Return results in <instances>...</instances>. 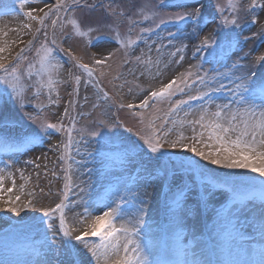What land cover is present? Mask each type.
<instances>
[{"label": "rangeland", "instance_id": "1", "mask_svg": "<svg viewBox=\"0 0 264 264\" xmlns=\"http://www.w3.org/2000/svg\"><path fill=\"white\" fill-rule=\"evenodd\" d=\"M93 1L95 0H79V5L70 8L67 14L60 13L62 20L58 21L55 29L57 40L55 58L63 65V68L60 69L58 76L62 82L58 83L56 89L51 93V100L57 101L56 103H50L47 89L42 90L38 98L33 95L35 89L32 85L38 79L35 75L31 79L24 77L23 83L28 87L25 94L26 106L23 109H18L7 95L2 94L5 86L0 84V170H2L0 174L5 177V189L12 186L13 180H15L16 186L13 193L5 192L3 195L7 199L8 195L17 194L20 186L24 185L22 199L28 198L27 193L29 191H34L36 203L35 208H28L17 214L8 210L7 205L0 201V212L3 214V216L0 215V264H35L32 256L21 253L28 256L21 258L18 256L20 252L34 254L42 252V255L45 254L48 257L46 259L48 264H67L68 258L63 254V251L60 255H56L50 247L53 233L48 230L47 222L45 219L39 221V217L42 215L39 210L41 206H54L64 193L65 162L59 157L62 152L60 145L66 140V135L51 131L50 134L45 135L41 132L42 141L34 142L35 139L28 137L21 142L22 137L28 133L40 131V120L46 119L50 123L62 122L65 123V126H70L69 117L64 116L65 109H68L69 116L75 117L77 129L84 130L82 137L81 134L74 133L76 142L71 149V159L67 161L71 165L73 181L71 190L68 192L70 202L68 201L67 216L70 222L72 221L69 217L70 213L76 212L78 214L81 212L80 215L84 214L82 212L87 209L88 206L86 205L92 197H98L103 203L102 210H98L101 204L98 207L94 204L90 205L88 211L95 214H102L103 211L108 210L109 206L114 207L118 203L122 205L123 214L121 219L116 221L117 224L123 221L125 215H130L149 204L152 213L142 215L144 224L137 237L141 247L148 237H152L155 246H157L158 227L165 222L169 232L168 238L170 237L166 250L169 255L182 264L187 263L178 248H183L185 245L193 248L198 242L203 248L204 264H207V254L202 237L204 234L212 237L217 246L215 248L217 249V256L219 253V256L222 255V249L226 248L229 242L234 245L237 240L246 243L255 257L258 258L257 264H262L264 262V236L261 232H252L251 228H254L256 224L253 223L252 226L250 225L251 228H248L243 221L239 220L246 219V217L238 214L237 210L240 206L231 205L228 199L230 189L234 188L238 193H241L250 186H264V176L246 169H225L212 165L201 160L194 153L182 149H166L165 158L157 160L156 156L148 151L143 140L140 139V135L148 131L147 124L149 121H155L154 127L156 128L163 123L162 119L158 117H163L168 111L169 101L154 102V108L150 107L147 110L119 109L118 105L111 101L107 103L97 101L94 95L95 90L91 86L85 87L83 83H81L79 94L75 95L73 92L74 83L69 73H80L72 66L70 57L65 52L60 51V46L62 44L65 49L70 48L75 56L82 57L84 63L91 64L92 54L97 52L100 47L115 49L118 45L105 42L97 47L89 48L87 46L88 38L75 36L71 24L67 21L70 18H76L81 22L82 30H86L87 26H95L100 22L112 23V18L106 17L103 7L111 6L118 12L123 10L125 15L118 18L121 34H124L128 29L127 17H132L137 21L132 33L133 37L140 32L141 28L151 27L153 31L143 33L147 45L141 41L130 57L126 58L122 52H118L109 62L112 65L111 68L97 69V76L101 71L105 73L101 86L110 96H116L119 99L117 92H120L125 101L139 104L150 88L158 87L161 83H167L180 73L185 72L191 65H200V75L207 73L209 77L214 76L216 78L215 82L211 84L212 87H218L220 84L225 85L222 95L219 98L213 97L217 103H223L227 102L230 97L229 90L234 86L233 81L237 76L255 73L256 78H259L261 74H264V61L257 60V57L264 55V49H262L264 45V8L257 7L249 10L248 6L251 4V0H239L238 22L241 27L238 29H220L217 27L220 23V15L216 13L215 9L217 5L224 6V16L231 19L232 13L226 7L227 0H182L176 7H171V5L180 0H116L115 2L102 0L103 3L95 8L92 7ZM21 3L22 0H0V10L17 9V11L0 13V46L5 45V43L10 45L9 50L0 53V56L7 57L5 63H12L16 53L21 48H25L29 40H33L31 49L25 48L24 55L27 60L20 64V71L23 76L27 64L36 59V49L45 39L43 32L47 31L49 41L53 38L54 30L51 21L55 20L56 16L53 15L49 20H46L45 27L40 32H36V28L39 27L37 22H31L32 28L30 30L25 29L22 25L29 23V21L23 15L24 11L43 7L44 3H55V0H28L24 9H21ZM69 3L71 4V0ZM258 3L264 4V0H258ZM141 8L147 14L152 15L153 19L143 20L138 14V10ZM195 8L201 10V25L197 29L200 38L213 33L214 29L216 30L214 36L218 41H226V38L238 33L239 46L229 49L227 42H225L223 50L214 47L194 53L193 45L199 43V40L191 35L194 27L191 22L185 23L182 27L179 25L172 28L162 25L159 28L155 27V23L161 19L168 21L169 17L175 13L192 11ZM253 16L257 21L255 24L251 23ZM61 23L64 24L63 30L60 27ZM178 27L183 30L184 34H177L175 37L169 36L170 32L177 33ZM101 32L111 35L107 28H102ZM99 34L93 32L90 35L94 39ZM184 36L189 39L185 41ZM246 37L247 39H245ZM182 44L188 45L183 53H177L174 56L169 55L174 53L176 48ZM148 46L152 48L151 53L148 54L153 60L157 57L161 60L159 67L162 75L155 79L151 78V75L156 72L155 67L152 68L150 74L145 70L144 65L137 64L134 59L136 55H140L141 50L147 53ZM158 47L160 48L159 53L156 51ZM216 54L220 58L215 61L213 56ZM180 55L184 56L183 61L179 60ZM205 57L209 59L207 62L202 60ZM234 63L242 65V67L233 68ZM192 70L193 72L197 71L196 68ZM117 74H120V78L113 79ZM129 88L132 89L131 93L128 91ZM57 92L59 93L58 96ZM188 94L187 90L184 94H177L171 102L175 103L178 99H187ZM191 94L194 95L195 91ZM70 101L74 102V108L70 105ZM255 102L261 103L260 100ZM201 103L203 102H190L184 107L185 110L189 108L196 110ZM38 104L44 106L43 111L37 109L36 105ZM94 104L100 106L93 107ZM136 113H140L144 117L143 123H141L140 115H136ZM26 114L36 116L37 122L33 123L27 119ZM179 116L182 118L184 112L181 111ZM101 119L109 122H116L119 119L118 124L120 126L112 129H101L104 133L101 137L88 135V132L97 128V122ZM5 120H9L11 123L6 126L3 122ZM129 128L131 131L127 130ZM185 134L189 135L190 132L186 130ZM25 143L27 150L21 153L13 154L15 152L9 150L12 146ZM127 149L132 150L133 153L125 151ZM5 153L9 155L5 156ZM175 154L197 162L198 166H202L203 174L196 169L190 172L179 168L174 169L173 164H178V162L174 161L171 156ZM173 172L182 176L186 181L189 179L194 181L198 191L210 193L205 197L206 203H201L194 211H189L188 209L192 208L197 200L196 192H193L189 196L185 209H177L172 204L171 198L165 195L168 192V183L172 181ZM152 182L154 192L150 194L141 193V189L149 186ZM223 185H228L229 188H225ZM40 189L44 191L41 192ZM261 195L262 191H258L256 195L252 196L251 201L256 202L258 208L264 213V201H262ZM169 216H179L181 220L176 223L170 221ZM190 216L192 217L191 221H195V224H192L194 226L191 227L188 218ZM188 222L190 223L188 224ZM154 228L156 229L153 232ZM190 228L197 230L194 235H198L199 238L193 239L192 235L188 234ZM242 231L249 233L241 235L249 236L248 241L237 236ZM190 238L194 240V245H192ZM55 239L59 242V234L55 236ZM18 241H20L19 245L22 248L17 246ZM170 241L176 242L177 248L171 246ZM77 253L81 264H95L86 250L78 248ZM160 254V252L153 253L149 257V263L151 264L152 261L154 263L155 258ZM221 258L224 260V257ZM229 264L239 263L229 262Z\"/></svg>", "mask_w": 264, "mask_h": 264}, {"label": "snow or ice", "instance_id": "2", "mask_svg": "<svg viewBox=\"0 0 264 264\" xmlns=\"http://www.w3.org/2000/svg\"><path fill=\"white\" fill-rule=\"evenodd\" d=\"M27 3L28 0H22L21 9H24ZM78 5L79 0H71V4L69 0H55V3H44L43 7L31 8L23 12L29 23L23 24L22 27L30 30L32 28L31 22H37L39 27L36 28V32H40L45 27V21L49 20L53 15L56 16V19L51 21L54 30L53 38L49 41L47 39V31L43 32L45 39L40 44V47L36 49V59L27 64L23 76L21 75L20 64L22 61L27 60L24 55L25 48L30 50L33 40H29L25 48H21L16 53L12 63H5L4 61L7 57L0 56V84L5 86L2 94L7 95L18 109H23L26 106L25 94L28 86L23 83L24 77L31 79L34 75L38 79L32 85L35 89L33 95L38 98L42 90L47 89L50 103L57 102L51 100V93L56 89V85L62 82L58 79V76L63 65L55 58V46L57 45L55 29L58 21L62 20L60 13L64 12L67 14L70 8ZM92 7H95V5H92ZM226 7L232 13V18L229 19L224 16V6L217 5L215 11L220 15V23L217 27L220 29L240 28L241 25L238 22L239 0H227ZM257 7L264 8V4L258 3V0H251V4L248 6L249 10ZM138 14L143 20L153 19V16L147 14L143 8L138 10ZM105 15L112 18V23L100 22L95 26H87L86 30H82V24L76 18H70L67 21V23L71 24L75 36L88 38L87 46L89 48L97 47L105 42L118 45L115 49L100 47L97 52L92 54L91 64H89L84 63L82 57L75 56L70 48L65 49L61 44L60 51L65 52L70 57L72 66L80 73H69L74 83V94H79L81 83H83L85 87L91 86L95 90L94 95L97 101H103L104 103L111 101L113 104L118 105L119 109L129 110L135 108L147 110L150 107L154 108V102L168 100L170 105L168 111L163 117H158L162 119L163 123L156 128L154 127L155 121H149L147 124L148 131L140 135V139L143 140L148 151L154 154L157 160L165 158L166 149H182L194 153L195 156L212 165L225 169H246L252 173L264 176V74H261L259 78H256L255 73L237 76L235 81H233L234 86L229 90L230 97L227 102L223 103H217L212 93L221 92L225 85L220 84L218 87H212L211 84L215 82L216 78L214 76L209 77L207 73L200 75V65H191L189 69L167 83H161L158 87L150 88L139 104L125 101L123 94L120 92H117L119 97L117 99L116 96H110L104 87L101 86L105 73L101 71L99 76H97V69L111 68L112 65L109 62L118 52H122L123 56L127 58L131 56V53L141 41L147 45L143 33L152 32L153 28H141L140 32L133 37L132 33L135 30L137 21L132 17H127L128 29L124 34H121L118 18L125 15L123 10L118 12L111 6H105ZM186 21H190L193 24L191 35L199 40V43L193 45L194 53L213 49L214 47H219L223 50L225 42H227L229 49L239 46L238 33L226 38V41H218L214 36L216 31L214 29L213 33L200 38L199 31H197L201 25L200 8L175 13L169 17L168 21L161 19L158 23H155V27L159 28L160 25L167 22L180 25ZM256 22V18L253 16L251 23L255 24ZM60 27L63 30L64 24L61 23ZM102 28H107L111 35L101 32ZM93 32L100 34L93 39L90 35ZM177 34H184L179 27L177 28V33L170 32L169 36L175 37ZM187 47V44H182L176 48L174 53L169 55L174 56L177 53H183ZM9 48L10 45L5 43V45L0 46V53H5ZM151 51V46H148L147 53L141 50L140 55H136L134 59L137 64L144 65L145 70L150 74L152 68L155 67L156 72L151 75V78L155 79L162 75L159 67L161 60L159 57L153 60L151 55L148 54ZM156 51L159 53L160 48L158 47ZM179 60L183 61L184 56L180 55ZM257 60L264 61V55L257 57ZM165 67H167V64H165ZM237 67H242V65L234 63L233 68ZM193 68H196L197 71L193 72ZM119 78L120 74L113 77V79ZM141 90L143 91V89ZM186 90L189 93L187 99H178L175 103L171 102L174 96L184 94ZM128 91L131 93L132 89L129 88ZM193 91H195L194 95L191 94ZM58 95L59 93L57 92ZM85 100H87V97H85ZM256 100H260L261 103L257 104ZM191 101H202L203 103L196 110L191 108L185 110L184 106L189 105ZM70 105L73 108L75 107L73 101H70ZM99 106V104L93 105V107ZM36 107L43 111L44 106L38 104ZM181 111L184 112L182 118L179 116ZM26 115L27 119L33 123L37 122L36 116ZM136 115H140L141 123H143L144 117L140 113H136ZM64 116L69 117L70 126H65L62 122L50 123L46 119L40 120V131L28 133L21 139V142L28 137L42 141L43 137L40 133L43 132L48 135L50 131L66 135V140L60 145L62 152L59 157L65 162L64 193L54 206H41L39 209L47 222L48 230L53 233V240L50 242L52 251L56 255H60L63 251V254L68 258L67 264H81L77 253L78 248L86 250L90 254L91 259L95 261V264H149L140 241L137 239L144 224L142 215L135 217L134 220L122 221L117 224L116 221L121 219L123 214V207L118 203L114 207L109 206L108 210L103 211L102 214H95L85 209L84 214H78L73 217L71 222L69 221L67 216L69 206L66 202L73 181L71 165L67 161L71 159V149L76 142L74 133H79L82 137L84 130L77 129V121L75 117L69 116L68 109L64 110ZM3 122L6 126L11 123L9 120ZM119 126L116 122L101 119L97 122V128L87 134L92 137H101L104 135L101 129H112ZM127 130L131 131L130 128ZM186 130L190 132L189 135L185 134ZM29 163L32 162L29 161ZM173 168L184 169L189 172L196 169L203 174L202 166H198L195 161H179L178 164H173ZM0 173H2V170H0ZM4 180L5 177L0 174V201L7 205L8 210L19 214L25 209L36 207L34 191H29L27 193L28 198L22 199V196H24V185L20 186L17 194L8 195L7 199H5L3 194L5 192L13 193L16 186L15 180H13L12 186L5 189ZM40 191L43 192L44 190L40 189ZM193 192H196L197 200L196 204L188 209L189 211H194L199 204L206 203L205 197L210 195V193L198 191L194 181H191V179L186 181L182 176L173 172L172 181L168 183V192L165 195L171 198L177 209H185L189 196ZM229 199L234 204L241 203L239 201V193L234 188L229 190ZM261 199L264 201V189H262ZM243 206L247 207L246 204ZM260 232L264 236V215L260 217ZM57 234L60 237L59 242L55 239ZM91 238H97L98 242L93 241Z\"/></svg>", "mask_w": 264, "mask_h": 264}, {"label": "bare ground", "instance_id": "3", "mask_svg": "<svg viewBox=\"0 0 264 264\" xmlns=\"http://www.w3.org/2000/svg\"><path fill=\"white\" fill-rule=\"evenodd\" d=\"M17 17V16H15ZM185 41L188 40L189 38L187 36H184ZM264 49V45L262 46ZM21 166V165H20ZM151 193L154 192V185L153 182L149 184V186H145L141 189V193ZM101 199V198H100ZM98 197H92L89 199L88 203L86 206L87 209L90 207L91 204H94V206H99L101 204V206L98 207V210H102L103 207V203L100 201ZM249 201V200H248ZM246 203V202H245ZM245 203H241L238 208V214H240L243 217H246V219H239L240 221H243L246 226L248 228H251L250 225L253 223L256 224V226L253 228H251L252 232H260V217L261 215H264V213H262L261 209L258 208V204L256 202L253 201H249L246 203L247 207H244L243 205ZM96 208V207H95ZM144 209V210H143ZM143 209H138L137 211H134L132 214H128L125 215L123 218V221H127V220H134L135 217L137 216H141L147 213V214H151L152 213V209L150 208V205L148 204L146 207H144ZM143 210V211H141ZM85 211H83L82 213H84ZM78 214H81V212H79ZM76 212H72L70 213V218L71 220L73 219L74 216L78 215ZM189 221L188 224L190 223V227L194 226L192 224H195V221L192 220V217H188ZM169 220L170 221H174L176 223H178L181 220V217L179 216H169ZM251 225V226H252ZM155 231V228L154 230ZM195 231H197L195 228H190L188 231V234H191L192 236L196 233ZM180 234V233H177ZM243 234H249L246 231H242L241 233H239L237 236H241ZM176 237V236H175ZM176 242H171L170 244L173 247H176L175 245ZM143 251L145 253V255L147 256L148 260L149 257L153 254L156 253L157 250L154 246L153 243V239L151 240L150 244H146L143 242ZM181 247L182 245L179 244ZM214 246V245H213ZM177 248V247H176ZM178 250L180 251V253L182 254V256L184 257V260L186 261L187 264H197L196 261L198 262V264H204L205 262L203 261V248L201 246V244L198 242L193 248H189L188 246L185 245V247L183 246V248H178ZM219 253V252H218ZM42 254V253H41ZM40 253L35 255L34 253H32V257L35 260V264H48V262L46 261L47 258H44ZM220 253L218 254V256L216 255V260H217V264H219V260L224 262V264H229V262H235V263H239V264H257L258 263V258L255 257V254L252 252V250L250 249L249 246L246 245V243H243L241 241H237L234 242V245L229 242L228 246L224 249H222V255L219 256ZM18 256H20L21 258L23 257H28L27 255H23V254H19ZM224 257V260L221 258ZM23 262V261H21ZM42 262V263H41ZM50 264V263H49ZM207 264H209V262H207Z\"/></svg>", "mask_w": 264, "mask_h": 264}]
</instances>
